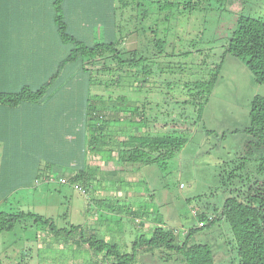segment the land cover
<instances>
[{
    "label": "rangeland",
    "instance_id": "374dc122",
    "mask_svg": "<svg viewBox=\"0 0 264 264\" xmlns=\"http://www.w3.org/2000/svg\"><path fill=\"white\" fill-rule=\"evenodd\" d=\"M186 1L114 0L116 8L122 4L127 8L119 19L116 40H124L129 27L135 28L137 24V34L133 35L132 40H125V48L131 49L133 41L135 44L141 42L140 30L148 26L156 28L160 36L157 39L164 41L163 56L156 58L152 68L156 77L155 91H175L172 87L168 89L170 86L166 87L165 81L181 86L185 82L211 76L206 68L220 60L221 46L237 18L264 17V0H196L192 9L185 5ZM74 10L79 18L70 20L72 29L80 30L82 24H87L90 43L102 42L103 36L99 38L97 34L98 25L90 18L95 10L78 0H74ZM119 10L116 9L117 13ZM115 45L123 48L121 43ZM187 51L191 53L184 56ZM167 53L176 56L164 59ZM86 68L87 78L96 79L97 73L93 69L96 66L91 63ZM98 74L101 80L98 79L96 84L90 82L88 86V103L96 101L93 95L97 94L104 101L120 100L124 96V101L144 104L143 91L139 95L133 94V89L125 82L115 83L117 73L98 71ZM178 91L181 99L177 100L181 101L185 96L180 88ZM148 97L152 104L148 106L150 110L147 113L156 114L159 118L167 117L166 112L170 108L154 102L163 100L160 98L164 94L158 98L149 93ZM254 97L264 99V85L252 80L241 60L225 55L206 96L200 121L194 126L182 125L184 127L181 129L189 130V140L181 151L164 164H125L116 160L102 163L98 157L89 156L85 151L82 154L85 162L89 160L87 173L92 177L95 175L88 194L74 189L70 183L69 177L74 169L69 168V171L64 165L57 167L54 164H48L46 168L50 153H40L39 157L32 153H21L24 161L27 160L26 165L9 168L15 161L10 159V153H3L0 145V212H23L48 218L57 229L67 230L71 225L91 228L106 240L120 247L125 246L127 252L138 235L152 231L157 225L172 228L179 240H183L186 231L193 227L196 230L189 242L208 245L214 264H238L227 224L219 221L211 227L198 229L197 224L198 227L202 226H199L195 215L204 213L212 218L213 210L220 209L228 196L230 185L225 174L229 164L243 152L248 141L244 129L248 126L250 103ZM132 107L129 106V109ZM177 112L174 110V113ZM176 114L172 116L173 119H178ZM188 114L194 118L192 109L188 110ZM119 118L123 119V116ZM125 127L130 129L128 125ZM115 135L119 140H126V134ZM26 155L30 159L33 157L34 163L37 159L35 169H31V160ZM80 155L73 153V157L80 158ZM56 156H60L61 163L66 162L63 158L80 163L79 159H69L63 153ZM93 168L99 171L95 174ZM28 177L29 180L26 179ZM59 179H63L64 183H60ZM97 200L114 203L118 213L113 214L105 207L97 206ZM118 208L133 210L136 216L121 212ZM69 236L74 238L73 234ZM64 245L45 234L32 219L24 218L14 232L0 234V264H89V261H85L94 259L91 254L86 255L84 246L79 247L80 253L73 254V242L70 241L68 247Z\"/></svg>",
    "mask_w": 264,
    "mask_h": 264
},
{
    "label": "trees",
    "instance_id": "16d2710c",
    "mask_svg": "<svg viewBox=\"0 0 264 264\" xmlns=\"http://www.w3.org/2000/svg\"><path fill=\"white\" fill-rule=\"evenodd\" d=\"M195 1L187 0L185 5L193 8L196 5ZM78 2L87 4L95 10V16L90 18H93L91 21L98 25L96 26L99 27L97 34L99 38L103 36V41L97 44L90 43V32L87 33L89 35L86 34L89 31L87 24L86 26L82 24L80 30L72 29V21L66 23L61 14L65 4L61 3V0H53L52 5L55 10L53 27L59 40L67 49L66 58L59 63L54 75L40 87L36 89L23 87L17 92L10 93L0 92V104L14 107L22 102H37L46 94L55 76L62 73L64 67L72 68L74 75L82 76L87 87L90 86V82L96 84L101 78L98 71L117 73L115 83L125 82L133 89V94L139 95L143 91L144 104L136 103L137 101H124V96L120 97V100L104 101L95 94L93 98L97 100L85 105L84 129L89 134L84 146L85 151L89 156L98 157L102 163L116 160L125 164H164L179 153L189 140L187 136L189 130L181 129L184 127L182 125L194 126L200 121L206 96L225 55L241 60L251 74L252 80L264 85V17L239 16L230 35L221 46L223 49L220 60L209 64L206 68L208 72H211V76L185 82L181 86L165 81L164 85L170 86L168 89L171 87L175 89V91L168 90L169 93H167L160 89L155 91L156 77L152 72L153 63L156 62L157 57L163 56L164 49V41L157 39L160 37L157 29H152L150 26L142 28L139 37L141 42L137 40L135 44L133 41L131 49H127L123 44L125 40H132L133 35L137 34V24L135 23V28L129 27L128 35L124 40H116L120 27L119 19L122 11L127 10L125 4L116 8L114 0H78ZM99 8L100 14L97 13ZM116 9H120L118 13ZM71 18H79L75 10ZM76 22L78 23L74 21L75 24ZM145 36L148 38L145 39ZM118 43H121L123 48L115 45ZM190 53L187 51L184 56ZM175 56L173 53H167L164 54V59ZM91 63L96 66L93 69L97 73V78L92 80L87 78L88 69L86 68ZM148 85L149 89H147ZM176 87L180 88L185 96L184 98L182 95L184 99L181 101H178L181 96ZM149 93L159 96L158 98L163 97L164 94V97L160 98L163 100L154 102L170 108V111L166 112L167 117L159 118L156 114L147 113L150 110L148 106L152 104L148 100ZM134 104L135 106L132 107ZM129 106L132 108L129 109ZM191 109L194 118L190 117L191 114L188 116V110ZM174 110L178 111L177 114ZM174 114L178 116V119L172 118ZM120 116H123V119H120ZM248 117V126L244 129L248 141L245 143L243 152L229 164L230 167L225 174L230 185L228 196L220 209L213 210L212 218L204 213H199L195 217L198 223L205 222L202 227H198L197 224L198 229L211 227L219 221L227 224L238 264H264L263 98L254 97L251 100ZM157 124L160 126L157 127ZM127 125L130 129L124 128ZM119 133L126 134L125 141L117 139L115 134ZM88 168L89 160L85 162L83 159L81 165L69 177L72 185L81 184L80 187L87 194L90 192L93 178L95 179V175L92 177L87 173ZM93 169L96 171L95 174L99 171L98 168ZM96 204L105 207L113 214L118 213L113 206L114 203L97 200ZM118 210L135 215L133 210L124 208H118ZM24 218L32 219L34 224L41 226L45 234L63 242L66 247L72 241L73 254L80 253V248L84 246L86 255L91 254L94 258L85 261H89V264H214L212 251L208 245L189 242L190 236L196 230L193 227L186 231L183 240H179L178 234L172 228H162L157 225L152 231L138 235L131 243L129 252L124 250L125 246L121 245L122 250L118 244L106 240L94 229H83L75 225H71L67 230L57 229L51 219L31 213L0 212V234L14 232ZM70 234H73L74 238H70Z\"/></svg>",
    "mask_w": 264,
    "mask_h": 264
},
{
    "label": "crops",
    "instance_id": "0c3cea01",
    "mask_svg": "<svg viewBox=\"0 0 264 264\" xmlns=\"http://www.w3.org/2000/svg\"><path fill=\"white\" fill-rule=\"evenodd\" d=\"M52 2L3 0L0 3V92L40 87L66 58L67 49L53 27L55 10ZM61 3L65 4L61 14L68 23L73 16L74 0H61ZM61 72L37 102H22L14 107L0 104L1 149L3 153H10V159L15 161L9 168L26 165L27 160L24 161L21 153L39 157L43 152L50 153L47 169L54 164L57 167L64 165L71 171L69 168L77 170L81 165L89 137L84 129L88 87L82 76L73 74L72 68L64 67ZM74 152L81 154L80 158L73 157ZM58 153L69 159H79L80 163L66 158H63L66 162L61 163L60 156H56ZM30 160L31 169H35L37 159L36 163L33 157ZM73 174L71 171L70 176Z\"/></svg>",
    "mask_w": 264,
    "mask_h": 264
},
{
    "label": "built area",
    "instance_id": "2783aa9c",
    "mask_svg": "<svg viewBox=\"0 0 264 264\" xmlns=\"http://www.w3.org/2000/svg\"><path fill=\"white\" fill-rule=\"evenodd\" d=\"M47 180H49V179H47ZM59 182L60 183H64V180L63 179H59ZM73 187H74V189H76V190L81 191L82 193H84V191L82 190V188L78 184H74ZM202 225H203V223L200 222L199 223V226H202Z\"/></svg>",
    "mask_w": 264,
    "mask_h": 264
},
{
    "label": "snow or ice",
    "instance_id": "6c2138e0",
    "mask_svg": "<svg viewBox=\"0 0 264 264\" xmlns=\"http://www.w3.org/2000/svg\"><path fill=\"white\" fill-rule=\"evenodd\" d=\"M3 2V0H0V3H2Z\"/></svg>",
    "mask_w": 264,
    "mask_h": 264
}]
</instances>
